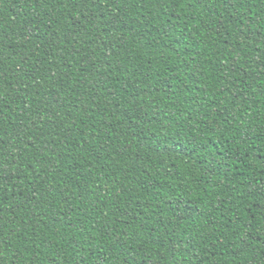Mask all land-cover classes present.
<instances>
[{
    "label": "trees",
    "instance_id": "16d2710c",
    "mask_svg": "<svg viewBox=\"0 0 264 264\" xmlns=\"http://www.w3.org/2000/svg\"><path fill=\"white\" fill-rule=\"evenodd\" d=\"M0 264H264V0H0Z\"/></svg>",
    "mask_w": 264,
    "mask_h": 264
}]
</instances>
